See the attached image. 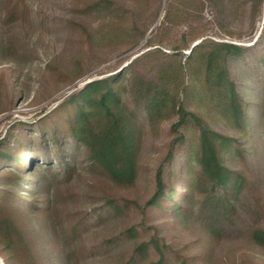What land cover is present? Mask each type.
I'll list each match as a JSON object with an SVG mask.
<instances>
[{
    "label": "trees",
    "instance_id": "16d2710c",
    "mask_svg": "<svg viewBox=\"0 0 264 264\" xmlns=\"http://www.w3.org/2000/svg\"><path fill=\"white\" fill-rule=\"evenodd\" d=\"M154 2L88 0L71 8L102 17L96 26L67 20L89 42L135 50L125 66L99 73L0 139L5 264H212L208 251L185 254L173 246L162 220L194 224L209 241L264 246V199L252 179V159L264 142V0H165L163 8ZM207 7L220 34L236 42L208 35ZM31 9L27 0H0L1 62L9 25L30 22ZM241 14L246 32L233 27ZM164 122L169 139L147 197L105 193L88 210L59 209L63 188L83 169L118 188L135 187L144 137ZM132 213L135 219L125 221ZM101 227L110 230L88 242Z\"/></svg>",
    "mask_w": 264,
    "mask_h": 264
},
{
    "label": "rangeland",
    "instance_id": "374dc122",
    "mask_svg": "<svg viewBox=\"0 0 264 264\" xmlns=\"http://www.w3.org/2000/svg\"><path fill=\"white\" fill-rule=\"evenodd\" d=\"M86 1L88 0H27L32 8V20L16 21L9 25L7 30L11 38L10 47L3 61H0V108H3L0 112V139L16 123L36 122L55 107L62 96L92 78L101 76L99 73L111 70L118 62H121L120 67L128 63L126 56L135 50L128 51L129 44L91 43L76 25L70 27L67 23V20L74 19L96 26L101 21L102 17L98 15L80 16L71 11L74 4L82 6ZM118 1L124 5L125 0ZM160 1L163 8L165 0ZM158 3L159 0H156L154 5L157 6ZM205 15L210 21L207 32L209 36L234 41L229 36L220 34L213 22L215 12L211 7L206 8ZM162 17L161 10L152 28L159 24ZM244 18L242 14L239 16L233 26L234 30L239 31L244 26V31H247V21ZM39 20L42 22L40 26L37 25ZM262 24L263 19L257 21L254 31L256 36L260 33ZM185 29L186 27H182L179 30L182 32ZM248 38L245 35L243 41H248ZM143 42L144 40L139 46ZM114 72L109 71L104 75ZM11 104L12 107H9ZM168 128L169 123L164 122L159 130L151 131L144 137L139 160V180L135 187L118 188L103 173L83 169L70 185L63 188L59 209L62 212L88 210L99 205L100 198L105 193L133 199L147 197L159 158L169 139ZM258 147L259 156L252 159V179L257 194L264 199V142L261 141ZM134 219L135 213H132L125 221ZM172 221H161L163 232L168 235L169 242L185 254L208 251L212 256V264H264V246L238 238L209 241L198 226L192 224L181 228ZM120 222L124 223V218ZM107 228L101 227L91 233L87 237L88 242L99 241L110 230ZM0 258L4 261L1 255Z\"/></svg>",
    "mask_w": 264,
    "mask_h": 264
},
{
    "label": "bare ground",
    "instance_id": "6f19581e",
    "mask_svg": "<svg viewBox=\"0 0 264 264\" xmlns=\"http://www.w3.org/2000/svg\"><path fill=\"white\" fill-rule=\"evenodd\" d=\"M0 264H5L4 261L0 258Z\"/></svg>",
    "mask_w": 264,
    "mask_h": 264
},
{
    "label": "water",
    "instance_id": "95a60500",
    "mask_svg": "<svg viewBox=\"0 0 264 264\" xmlns=\"http://www.w3.org/2000/svg\"><path fill=\"white\" fill-rule=\"evenodd\" d=\"M153 29H154V27H153V28L150 30V32H149V33H151V32L153 31ZM196 43H197V42H196ZM196 43H195V44H196ZM195 44H193V45H195Z\"/></svg>",
    "mask_w": 264,
    "mask_h": 264
}]
</instances>
